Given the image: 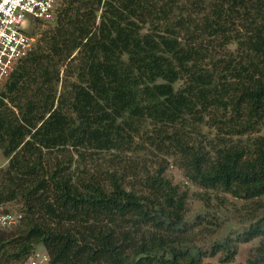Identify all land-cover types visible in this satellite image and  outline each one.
<instances>
[{"label":"trees","instance_id":"16d2710c","mask_svg":"<svg viewBox=\"0 0 264 264\" xmlns=\"http://www.w3.org/2000/svg\"><path fill=\"white\" fill-rule=\"evenodd\" d=\"M57 10L48 51L32 48L2 82L0 206L20 202L24 222L0 230V264H25L38 244L49 264H210L166 166L131 182L119 164L157 152L200 188L264 196V0H65ZM53 54L73 77L59 94ZM262 231L251 225L243 240ZM228 245L210 255L233 256ZM242 264H264V238Z\"/></svg>","mask_w":264,"mask_h":264},{"label":"rangeland","instance_id":"374dc122","mask_svg":"<svg viewBox=\"0 0 264 264\" xmlns=\"http://www.w3.org/2000/svg\"><path fill=\"white\" fill-rule=\"evenodd\" d=\"M64 1L62 0L59 3L57 9L63 6ZM57 9L52 19L34 21L31 24L30 30L34 32L32 35L33 49L39 45L48 51L50 42L44 38V35L49 34L55 27ZM51 58L53 59L52 63L56 62L57 68H59L60 81L57 84V93L59 94L64 89V85L73 77L67 75L66 72L69 59L59 60V56L55 54ZM3 88L4 85L1 84L0 91ZM200 130L206 137L215 135L214 129H210L207 125H201ZM259 133H264V125L260 128ZM127 157V159L122 160L119 166L124 167L128 175H131V182L141 179L146 174V171L153 172L158 167V163H162L166 166L164 175L172 184L177 185L180 190L187 193L185 217L191 226L190 231L197 237L195 242L203 251L207 252V256L203 257L204 262L210 264H242L246 263L247 259L253 255L254 248L264 238V196L254 200H247L234 197L229 193L200 188L186 179L182 169L177 165L173 157L163 156L157 152L141 151L128 154ZM6 162L0 149V167H4ZM98 162L103 163V160L99 159ZM132 169L137 171L138 174L134 175ZM1 207L4 210L22 212L21 203L18 201L8 202ZM23 217L18 224L5 231H15L22 227ZM260 219L261 221H259ZM257 223L263 230L262 234L251 240L244 241L243 238L249 226L257 225ZM225 241H228V246L232 251L233 249L235 250V254L231 256V251L227 252L226 248H221L216 254L211 256L210 250L213 245L223 244ZM35 249L42 251L44 247L38 244ZM227 253L230 256L224 262L223 259Z\"/></svg>","mask_w":264,"mask_h":264},{"label":"built area","instance_id":"2783aa9c","mask_svg":"<svg viewBox=\"0 0 264 264\" xmlns=\"http://www.w3.org/2000/svg\"><path fill=\"white\" fill-rule=\"evenodd\" d=\"M62 0H0V85L32 49L28 30L34 21L52 19ZM22 212L0 206V230L18 224ZM25 264H49L45 250L37 249Z\"/></svg>","mask_w":264,"mask_h":264}]
</instances>
